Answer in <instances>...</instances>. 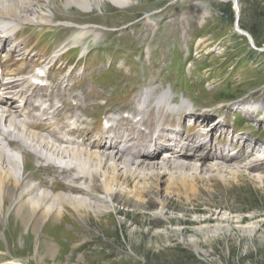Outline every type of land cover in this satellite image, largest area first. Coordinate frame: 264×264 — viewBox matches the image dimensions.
<instances>
[{"label": "rangeland", "instance_id": "374dc122", "mask_svg": "<svg viewBox=\"0 0 264 264\" xmlns=\"http://www.w3.org/2000/svg\"><path fill=\"white\" fill-rule=\"evenodd\" d=\"M130 1L133 5L125 10L102 2L92 7L94 12L85 14L69 8L63 0H43V13L56 17L51 18L53 26L72 30H62L58 41L51 36L52 29L39 33L38 25L16 32L20 35L23 31L15 39L22 47L26 45L25 50L31 48L30 58L47 60L59 49L53 45H63L77 25L94 26H85L93 30L72 49L78 51L83 43H89L84 56L76 63L77 54L68 65L67 70L75 64L69 77H59L66 68L65 59L53 71L52 83L59 88L53 103L57 114L74 119L79 114L74 105L86 98L85 122L102 124L112 117L110 113H119L116 118H132L141 96L156 88L158 93L161 86L172 93L170 86H175L179 95L190 96L183 101L191 109L211 115L205 126L209 121L216 123L218 117L226 118L228 127L223 126L220 135L214 137L223 139L229 148L232 145L225 160L239 165L233 169L237 172L220 177L207 174L206 184L196 179L195 193H189V199L184 190L172 196L164 218L159 220L156 205L140 211L106 204L98 216L84 211L80 216L66 208L61 221L45 227V235L43 229L36 234L27 227L24 232L20 220L12 216L15 207L0 202V235L4 240L0 239V263L12 254L25 264H264V166L257 174H248L241 166L252 154L264 157V52L253 47L264 50V0H240V15L233 0ZM38 41L41 43L36 45ZM104 43L107 46L101 47ZM106 47L113 49L101 52ZM85 57L86 67L82 62ZM111 64L119 70L112 75L106 71ZM77 66L80 78L90 83L101 80L93 85L85 79L80 81L75 74ZM103 82L106 84L100 85ZM144 84L151 88L142 89ZM245 99H253L256 106H248L253 109L250 114L236 115L234 103ZM127 111L130 115L121 114ZM196 124L192 121L187 126ZM181 127L184 134L185 126ZM233 127L243 133L231 135ZM54 172L55 168L35 167L26 175L36 179V175L44 174L46 178L39 179L49 181ZM29 231L32 233L28 235ZM48 243L56 248L55 255L49 253ZM9 262L24 264L15 258L4 264Z\"/></svg>", "mask_w": 264, "mask_h": 264}, {"label": "bare ground", "instance_id": "6f19581e", "mask_svg": "<svg viewBox=\"0 0 264 264\" xmlns=\"http://www.w3.org/2000/svg\"><path fill=\"white\" fill-rule=\"evenodd\" d=\"M41 1L43 0H0V48H3L5 42L11 43L8 44L10 53L3 55L0 52V58L8 60L13 54L19 56L17 62L4 70L5 81L0 82V121H5L8 126L7 129L0 127V202L3 205L10 203L11 207H15L12 216L20 220L22 228L28 227L37 234L41 229L45 230V227L61 221L66 208L73 210L76 215L81 216L84 211L98 216L106 209V204L113 208L121 205L128 210L140 211L156 205L159 209L155 217L159 220L164 218L172 196L184 190L189 199V193H195L196 179L206 184L209 180L207 174L216 173L220 177L237 172L233 169L239 165L227 164L229 159L225 160L232 145L229 148L223 139L214 137L223 128L225 120L219 118L218 122L208 127L204 123L207 116L211 115L203 113L205 119L192 129L194 134H182L183 128L175 127L174 132L177 134L172 135L171 142L168 141L169 130L174 129L168 121L174 117L167 105L155 104L157 88L141 96L136 111L131 113L132 118L110 117L103 120L102 124L85 122L84 117L88 116L85 106L89 101L86 98L78 100L74 105L73 109L79 112L74 119L71 120L67 114L60 118L53 106L59 88L53 83L51 86H36L34 81L39 79L38 69L51 65L53 67L65 54L62 51L57 53L48 64L47 60H33L29 54L31 48L25 50L26 45L22 47L21 42L15 41L16 36H10L19 25L44 26L49 23V17L41 8ZM233 1L240 15V0ZM64 2L85 13L91 12L93 6L102 2L122 9L132 4L130 0H63ZM80 30L81 35L72 38L78 46L91 32L85 26ZM15 35L18 36V33ZM72 39L63 44L64 48L72 43ZM30 61L37 62L38 69H32L28 77H21ZM118 71L116 69L114 72ZM104 84L106 83L100 85ZM20 95L23 96L22 103L16 105ZM173 109L181 113L188 111L185 104L174 106ZM181 118H184L183 115ZM140 124L146 125L153 132L161 129L164 134L160 133L154 138L152 132L151 135L138 137L140 143H136L137 146H120L121 135H110L115 128L127 134L126 141L130 137L136 138L138 133H135V128ZM130 125L133 129H129ZM202 128L208 131L202 132ZM14 133L23 138V143L6 145L3 141ZM204 136L211 139H204ZM159 142L160 146H157ZM7 146L22 152L24 170L30 166L29 172L18 174L17 165L7 154ZM154 146V152L151 153ZM238 149L241 152L243 147ZM247 160L241 166L248 174H257L264 166V157L252 154ZM61 161L65 163L63 167L57 165ZM35 167L55 168L53 179L42 180L46 178L44 174L36 175V179L27 176L34 172ZM192 174L196 176L192 178ZM251 176L260 180L258 175ZM130 184L132 186L128 189ZM99 201L101 203H97ZM47 245L49 253L55 255L56 248L49 243Z\"/></svg>", "mask_w": 264, "mask_h": 264}, {"label": "water", "instance_id": "95a60500", "mask_svg": "<svg viewBox=\"0 0 264 264\" xmlns=\"http://www.w3.org/2000/svg\"><path fill=\"white\" fill-rule=\"evenodd\" d=\"M253 47H254L256 50L260 51V52H264L263 49H259V48L255 47V46H253Z\"/></svg>", "mask_w": 264, "mask_h": 264}]
</instances>
